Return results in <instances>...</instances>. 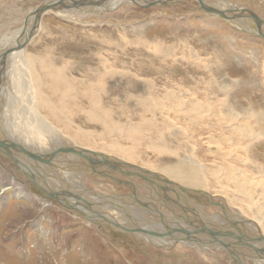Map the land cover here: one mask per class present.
Listing matches in <instances>:
<instances>
[{
  "label": "rangeland",
  "instance_id": "1",
  "mask_svg": "<svg viewBox=\"0 0 264 264\" xmlns=\"http://www.w3.org/2000/svg\"><path fill=\"white\" fill-rule=\"evenodd\" d=\"M45 1L46 0H0V53L6 48L4 46L13 47V42L17 41V38H12V36L16 35L17 31L21 30L20 35L25 36V32H28L29 28L35 24L34 20L27 25L29 12ZM62 1L64 2L65 0ZM125 1L120 3V5L118 4L115 9L101 10L99 7L101 4H98L97 8L88 12V15H86L87 13L80 14L77 12L78 10L74 12L69 10L70 13L68 11L66 12L67 9L64 8V3L59 4V6L62 5L60 9L46 12L41 20L38 21V26L35 30L36 34L31 36L28 43H26V45L24 44L25 46L22 48L23 50L24 48L26 49L25 56L29 57L30 64H33L31 61L33 59L35 61L34 65H37V67L34 66L35 69L33 67V75L43 81L42 76L39 75V72L42 71V66L38 62L40 60L51 61L50 63H56V65L64 64L69 78L70 96L78 97L82 92V87L85 85L83 84L85 76L93 83L101 78L104 69L111 72L116 68V72L122 76L120 77L117 74V78L111 81V84L115 83V85H113L115 89L110 93L112 87L108 85L107 89H105L106 93L104 91L103 94H101L100 103L102 107H106L108 110L110 109V112L112 111V116H109L111 119L107 117V120L109 122L111 120L112 123H117L113 121L119 120L122 125V130L126 128V130H129L131 127L137 126L141 136L144 135V133V136H151L150 134L158 129L166 135L168 134V140L165 141L174 148L178 147L181 143H199L214 136L220 137L226 141H234V139L237 142L242 141L240 139L241 136L234 134V132L222 130V127L219 126L217 115H220L218 113H221L223 107L221 104L222 100L220 99H222L223 96L225 97L226 94L223 93L215 83L213 84L212 81L214 79V81L218 80V82L222 84H228V90L231 95L230 102L236 109L242 110L250 105L256 108L262 106L264 109V37L249 31L246 32L247 30L244 31V24L242 27L240 24L238 25L240 27H237L232 25L231 22L230 24L222 15L209 14L197 0H184L186 3L178 2L171 4L172 6L159 5L155 7H141L136 1L127 0L129 3ZM210 1L212 2L213 0ZM222 3L229 4L230 7L228 9H231L233 13L235 12L234 14H238V16H235L236 18L250 16L248 14H243L248 12H255L261 17H264V0H257V2L252 3H249L247 0H222ZM78 6L79 4L76 3L75 7ZM82 7H84V4L80 5L79 8ZM235 17L234 19L242 24L244 18H242L241 21ZM250 26L253 27L255 24H251ZM263 26L264 25H261L262 29ZM263 30H261L262 33H264ZM20 41L23 42L21 39ZM47 58H49V60H47ZM200 65L202 67H200ZM11 66L13 65L8 64L7 60L6 62L2 60V66H0V116L6 117L7 111V118H9L10 121L12 120V114L10 113L15 110V106L17 105L18 109L21 108L18 102L23 95V91L20 90L17 84L15 85V80L12 74H10ZM99 68L102 69L99 72L101 75L98 73ZM213 71L216 73L214 74ZM211 74L215 77H212ZM3 78L6 81H3ZM143 78H146L151 84L154 82L157 83L155 84V88L157 89L154 90L157 95H153L155 99H147L148 101L151 100V104L156 109L158 108L154 103H159V110L156 112L154 110L153 113H147V111L142 110L140 107L141 105L137 104L138 96L141 94L139 87L144 83L142 81ZM210 78L212 79L210 80ZM106 82L108 81H105V83ZM5 86H7V88L3 93L2 87ZM205 86L209 90L206 89ZM210 86L213 87L210 88ZM48 87V83H42L39 86V102L42 96L44 99H42L40 103L45 101L47 104H50L51 107L56 105L60 108L61 105L57 103L55 97L57 94L51 93L49 90L50 87ZM213 88L214 90L212 91L211 89ZM167 89L174 92L176 97L172 99L165 98L163 95L167 92ZM159 90L161 92H159ZM185 90L193 94L194 98L192 99H196L195 97L197 95L203 99L208 91L215 99H213V102L207 101V104L212 105H210V108L206 109L207 111L205 110L210 113L209 116L205 115L204 117L210 119L207 121L206 118L202 117V123L197 124L199 135L194 137L193 140H187L188 136L186 132L176 125L166 127V124H164L167 120L164 111L169 102L180 99L179 95L181 93L182 95L180 96H184L187 101L190 99L186 98L187 95L184 93ZM178 91L179 94H177ZM58 94L60 95L59 92ZM133 96L135 99L132 98ZM216 96L218 97L215 98ZM232 100L234 102H232ZM53 102L55 104H53ZM203 102L206 103V101ZM243 105L244 107L242 108ZM189 106L191 107V105ZM213 107H215V111L212 109ZM44 110L49 112L48 110H50V108ZM140 110L141 112L143 111V114H141ZM215 112H217V115L214 116ZM115 114H117V116ZM192 117L195 118L196 116L192 114ZM142 118L151 122L150 127L143 126L142 122H144V120ZM187 118L190 120V116H187ZM212 118L214 119L212 120ZM78 119L79 121H77V123L97 133L94 136L97 141L103 139L101 142L112 145L111 143L114 142L113 139L117 136L119 140L117 144L122 143L126 149L131 146V141H127L125 135H122V133L118 132V134L114 136L113 134H108L109 132H104L103 126L97 124L96 121L91 122L87 119L84 120V117H79ZM15 121H17V119ZM158 125H160V127ZM172 129L176 130L171 132ZM211 129L214 130L210 131ZM106 130L108 131V128H106ZM247 130L250 132L259 131L258 128L254 127L248 128ZM9 131L10 130L3 134L5 140L2 142L3 149L0 148V260L4 261L5 264H242L239 263V260L229 258L228 254L224 251H213V259H216L210 261V258H206L205 260L200 259L199 256L190 253L189 249L183 246L178 253L177 251H171L170 253L168 250L167 252L166 250H161L159 245H155V247L152 248L143 239H138L133 236L129 237L125 229H123L124 231L122 229V231H119L114 228L103 229L104 227L101 226L103 223L91 222L84 216L85 213L82 212L84 214L82 215L81 212L76 210L74 212L78 213V215L74 216L72 211L68 206H65V204H63V206H65L63 207L56 202H49L47 203L49 207H43L44 205L42 204L48 202V200L44 199V196L41 195L45 192L36 188V184L28 182V179L18 172L17 168L20 166L17 164V161L3 150L8 149L9 145L12 144L16 150H21L28 156L31 154L42 157V155L37 153L35 145L31 143V138L27 141H22V135H19L17 132ZM201 132H205L202 137L200 136ZM6 134L11 135L6 138ZM99 134H102L100 135L101 137H99ZM64 135L65 137L68 136L66 133ZM224 135L225 137H223ZM153 137L155 138V136ZM143 139L142 144L144 146L140 147L138 150H134L141 154L137 159L143 160L142 163H145L151 169H157V166L161 165V161L171 159L168 156L161 157L158 155L157 157L147 145L149 137H146V140L144 139L145 141H143ZM257 139L253 141L250 139L241 143L248 145L255 141L251 146V153L261 160V163H264V138L258 141ZM64 144L66 145V149H75L74 147L76 146L73 140L71 143L72 146L69 143ZM26 146L29 147V150H25ZM68 146L71 147L69 148ZM57 147L63 150L60 145ZM223 151L227 153L225 149ZM199 155L206 159L214 158L213 155L207 154L206 150H201ZM27 159L30 160V162L38 160L31 156ZM62 159L66 160L67 158ZM258 159H256V161H258ZM14 162H16V164ZM72 162H74L73 164L75 166L71 164ZM44 163H47L45 159ZM69 164L73 166L74 172H78V168L83 170L81 164L74 156L70 158ZM258 165L259 164H256V162L248 164L247 167L249 172L254 174L253 172L256 171ZM197 166L201 167L199 161L197 162ZM240 166L241 165L237 164L235 174L238 179L242 181V176L238 173V168ZM211 167H215V164L212 163ZM19 170L21 169L19 168ZM30 170H32V167H30ZM12 176L14 177L13 179H15L14 182L10 181L13 180ZM261 177H263L264 180V175ZM248 179L257 180V177L256 175L250 176L249 174ZM208 182L210 183L209 187L212 191L211 193H214L215 198H220L218 199L220 201L214 199L209 201L210 204L208 205L215 208L218 206L216 205L217 202H219V205H224L226 207L221 209L217 207V209H223L222 212H228L227 210H229L233 218V216L237 214L230 203L237 194L233 185L229 186V182L222 172H219L217 178L211 179L209 177ZM21 192L24 194H20ZM33 194H35V197ZM105 194L108 196L102 194L101 198L100 196L88 197L89 200H87V202L96 203L97 206L100 207L119 208L127 206L123 201L125 196L109 195L106 192ZM36 196H38V199ZM185 199H187L189 203H192V200L188 198V196L183 198L184 202ZM212 203L214 205H211ZM171 204L173 205V209L176 210L179 208L178 204L174 201H172ZM243 207L245 208V206H241V208ZM248 212L246 211L245 215H250L248 218L254 219L255 215L251 214L250 211ZM206 213H208V211H206ZM196 215L197 214H193V222L201 224L200 218L198 217L199 215ZM208 215L216 217L220 214L214 212ZM65 216L67 218H65ZM201 220L203 223L204 221L206 224L208 223L207 220ZM88 221L95 226V229L92 231H88L87 229ZM241 226L243 231L233 227L232 234H235L236 237H238V235L243 236L246 242L249 240V235H253L254 231L258 232L254 227L253 229L244 224ZM262 229L264 231V227ZM44 230L47 231L48 234H42ZM8 233L9 235L7 236ZM46 238H48V240H46ZM179 242L180 241H177V243ZM194 243L197 244H195L196 246L200 245L197 241ZM244 244L245 243H243V246H240V248H244ZM8 246H14L19 250L26 249L27 256L25 255L26 253L23 257L18 255L20 258L10 256V253L6 249ZM16 248L14 249L15 252ZM198 248H201V246ZM180 251H184V253L191 258H183L179 254ZM14 258L16 260H14ZM23 258L27 260H23ZM207 260H209V262ZM245 264H253V261L246 260Z\"/></svg>",
  "mask_w": 264,
  "mask_h": 264
},
{
  "label": "bare ground",
  "instance_id": "2",
  "mask_svg": "<svg viewBox=\"0 0 264 264\" xmlns=\"http://www.w3.org/2000/svg\"><path fill=\"white\" fill-rule=\"evenodd\" d=\"M53 1H57L56 3L58 5L63 2L62 0ZM65 1L64 4L66 6L64 5V8L67 9L66 12L68 11L70 13L69 10H72L71 12L78 10L77 12H79L80 14L87 13L86 15H88V12L93 11V9L97 8L98 4H101V6H99L101 10L115 9L118 4L120 5V3H123V1L125 0H106L105 3H103L101 0ZM247 1L249 3L257 2V0ZM69 2H72L74 4L78 3L79 6L69 7L67 6ZM125 2L129 3V1L127 0ZM82 4H84V7L79 8ZM201 4L209 14L222 15L225 17V19H227L229 23L231 22L232 25L240 27L238 26L240 24L242 27V25L244 24V31L247 30L246 32L249 31L254 34L262 35L261 30L264 29V26L263 29L261 28V25H264L263 16L261 17L255 12V14L248 12L243 14H248L250 16L236 18L235 16H238V14H234L235 12H231V9H228L230 7L229 4L222 3V0H213L212 2L210 0H203ZM234 17L240 20L244 18L243 21L241 20L242 24L238 20H235ZM27 21V25H29L34 21V16L29 17ZM251 24H255V26L252 27L250 26ZM20 32L21 30L17 31L16 35L12 36V38H17V41L13 42V47H16L18 43L21 42L20 39L23 40L22 44L26 45V43H28V41H25L26 35H20ZM4 47L6 48H4L5 50L3 49L1 51L2 53L3 51H6L7 48H10L8 46ZM25 51V48L24 50L22 48H16L13 51L8 52L7 54L4 53L2 55V53H0V66H2V60H4V62H6L7 60L8 64L13 65L11 66L10 74H12L13 79L15 80V85L17 84L20 90L23 91L22 98H20L18 102V105L20 104L21 108L18 109V106L16 105L15 110L10 113L12 114V120L10 121V119L7 118V111L6 117L0 116V148L3 149L2 142L5 140L3 134L8 130L17 132L19 133V135H22V141H27L31 138V143L35 145L37 153L42 155V157H38L27 152L28 154H30L29 156L38 159L35 161H31L33 163H31L30 160L27 159L29 158V156L25 152L16 150L12 144L9 145L8 149L3 151L17 161V164L21 169L19 170V168H17L18 172L23 174L28 179V182L36 184V188L45 192L41 195H43V198L48 200V202L42 204L44 205L43 207H49V204H47L49 202H56L62 206L63 204H65V206L69 207L74 216L78 215V213L74 212L75 210L81 213L83 212L85 213V215L83 213L82 215L87 217L89 221L99 224L103 223L101 225L102 227H104L103 229L114 228L122 231L124 228L114 222L119 221L127 226L128 229L125 228V231H127L129 237L133 236L137 237L138 239H143L152 248L155 247V245H159L161 250H166V252L168 250L170 251V253L171 251H177L178 253V251L183 246L189 249L190 253L199 256L200 259L205 260L206 258H210V261H212L213 251L217 250L218 252L224 251L228 254L229 258L239 260V263L242 264H245L246 260H252L253 264H264V231L262 229L264 227V180L263 177H261L262 175H264V163H261V160H259L253 155V153H251V146L255 141L251 144L249 143L248 145H244L241 143L250 139H252L253 141L258 138V141L264 138V109L262 106L256 108L250 105L249 107H246L242 110L236 109L230 102L231 95L228 90V84H222L221 82H218V80L214 81L213 79L212 83H215L217 87L226 94L225 97L223 96V98L220 99L222 100L221 104L223 106L221 113H218L220 115H217V112H215L214 116H218L217 121L219 123V126L222 127V130H225L227 132H234V134L241 136L240 139L242 141L237 142L235 141V139L234 141H226L220 137L214 136L208 138L203 142L198 141L199 143L177 144L178 147L175 146L176 148H174L165 141L168 140V134L166 135L164 132H161L158 129L152 133L150 132L151 136H144L145 133L141 136L137 126L131 127L129 130H126L127 128L122 130V125L119 120L113 121L117 123H112L111 120L110 122L107 120V117L112 116V111L110 112V109L108 110L106 109V107L101 106L100 98L102 96L101 94H103L105 89H107L108 85L109 87H112L110 93H112V91L115 89L113 86L115 85V83L111 84V81L114 78H117L116 75L118 73L116 72V68L111 72L104 69L102 75L99 73L102 69L99 68L98 73L101 75V78L93 83L85 76V80L83 81V84L85 85L82 87V92L78 97H73L70 96L71 90L69 88L70 84L68 83L69 78L64 64L56 65V63H50L51 61H38L42 66V71L39 72V75H41L43 78L42 81L38 79V77L36 78V76L33 75V67L35 66V61L32 59L31 61L33 62V64L31 63V65L29 57L25 56ZM47 60H49V58H47ZM35 67H37V65ZM200 67L202 66L200 65ZM213 73L215 74L216 72L213 71ZM118 75L120 77L122 76L120 74ZM212 77L215 76L212 75ZM211 79L212 78H210V80ZM2 80L6 81L4 78ZM105 81L108 82L105 83ZM142 81L144 83L139 87L141 94H139L138 96L137 104L141 105L140 107L142 108V110L147 111V113H153L154 110L156 112L157 110H159V103H154L158 108L156 109L151 104V100L152 98L155 99L153 95H157L154 91L157 89L155 88V84L157 83L154 82L151 84L146 78H143ZM42 83H48L50 87L48 88L51 93L57 94L55 97L57 99V103L61 105L60 108H58L56 105L51 107V105L47 104L45 101L40 103L41 100L44 99L41 96L42 94L40 95L41 97L39 102V86ZM211 87L213 86H210V88ZM6 88L7 86L2 87L3 93ZM211 90L213 91L214 88ZM58 92L61 96L58 94ZM123 92L125 93L124 90ZM159 92L161 91L159 90ZM192 92L195 93L194 91ZM184 93L187 95L186 98H190L188 101L184 98V96H180L182 95L181 93L179 95L180 99H175L174 101L167 104L164 111L167 120L166 122H164V124H166V127H172L173 125H176L184 132H186L188 136L187 140H193L194 137L199 135V128L197 124L202 123V117L206 118L204 116H209L210 114L206 112V109L210 108V105L212 104H207V101L213 102L215 99L212 97V94L210 95L209 91V94L207 93L203 99L202 97H198V95H195L196 99H192L194 98L193 94H190L186 90ZM177 94H179V91L177 92ZM163 96L167 99L176 97L175 93L170 91L169 89H167V92ZM217 97L218 96H216L215 98ZM132 98L135 99L134 96ZM150 98L151 100L148 101L147 99ZM203 101H206V103ZM232 102L234 101L232 100ZM53 104L55 103L53 102ZM189 105H191V107ZM243 107L244 105L242 106V108ZM49 108L50 110H48ZM214 108L215 107H213L212 109L215 111ZM44 109H47L49 112ZM120 109L122 108L120 107ZM122 111L124 112L123 109ZM141 114H143V111L141 112ZM192 114L196 116V119L192 117ZM115 115L117 116V114ZM187 116H190V120L187 118ZM79 117H84V120L87 119L91 122L96 121L97 124L103 126L104 132H109L108 134H113L114 136H116L118 132L122 133V135H125L127 141H131V146L126 149L122 143L117 144L119 141L117 136L113 139L114 142L111 141L113 142L111 143L112 145H107L105 142H101L103 139L97 141V139L94 138V136L97 134L95 131L90 130V128L87 129L80 123H77V121H79ZM214 118H212V120ZM16 119L17 121H15ZM143 120V126L150 127L151 122L146 119ZM204 122L206 123L205 120ZM160 125L158 126L160 127ZM105 127L108 128V131ZM251 127L258 128L259 131L250 132L249 130H247ZM175 130L176 129H172L171 132H174ZM212 130L214 129H211L210 131ZM63 131L68 135L67 137H65V133ZM204 133L205 132H201L200 136L202 137ZM10 135L11 134H6L5 137L8 138ZM100 135L102 134H99V137H101ZM153 136H155V138ZM144 137H149V142H147V145L152 149L157 157L158 155H160L161 157L168 156L171 159H167V161H161L162 163H160V166H157V169H151L145 163H142L143 160L137 159V157L141 154L135 152L134 150H138L140 147L144 146L142 144V139ZM223 137H225V135ZM144 139L143 141L146 140ZM72 140L76 144V146L74 147L75 149H66V145L64 143H69L71 145ZM58 145H60L63 150L58 148ZM224 149L227 151V153L223 151ZM25 150H29V147L26 146ZM201 150H206L207 154L213 155L214 158H202L199 155ZM72 156H74L78 160L83 170L78 168V172H74V169L72 168L73 166H75L73 164L74 162L71 163L73 166L69 164L70 158ZM62 158L67 159L63 160ZM44 159L47 163H44ZM256 159H258V161H256ZM198 161L201 163V167L197 166ZM253 162L259 164L258 168H256V171L253 172L254 174L250 173L247 167L248 164ZM14 163L16 164V162ZM212 163L215 164V167H211ZM237 164L241 165L238 168V173L242 176V181H240V179H238L235 174ZM30 167H32V170H30ZM219 172H222L223 175H225L227 181L229 182V186L233 185L236 190L235 192H237L235 198L230 201L235 212H237V214H235L233 218L231 217L232 213L229 210L227 211L230 213L222 212L223 209L219 210L226 207L224 205H219V202H217L216 204L218 205L217 207L219 209H217V207L214 208L208 205L210 204L209 201H212L213 199L220 201L218 200L220 198H215L214 193H211L212 191L209 187L210 183L208 182L209 177L211 179L217 178ZM249 174L250 176L256 175L257 180H249ZM13 178L14 177L12 176V179ZM10 181L14 182L15 179ZM221 182L220 184L222 186ZM166 190L170 198L178 201L177 203L179 208H177L174 212H172L169 205L166 204L165 197L160 196L159 194V192L161 193ZM105 192L109 195L125 196L123 198V201L127 204V206H122L119 208L100 207L97 206L96 203L87 202V200H89L88 197L91 198L93 196H100L101 198L102 194L108 196L107 194H105ZM20 194L24 193L21 192ZM33 195L35 197V194ZM187 196L192 200V203H189L187 199H185L184 202L183 198H186ZM36 197L38 199V196ZM213 203L211 205H214ZM241 206H245V208H241ZM185 207L189 213L186 211ZM100 210L106 211L107 214L109 213V217L105 214H102ZM206 211H208V213H206ZM246 211H250L251 214H254L255 220L249 219L248 216L250 215L246 214V216ZM214 212L219 213L220 215L216 217H214L213 215H208ZM193 214L199 215L198 217L200 218L201 224H196L194 222L188 224L183 221L182 217L188 215L193 220ZM238 214L240 215V218ZM104 215L107 218H105ZM110 219L114 221L112 222ZM201 219L207 220L208 225L205 223V221L203 223ZM89 221L87 222V229L88 231H92L93 229H95V226H93ZM243 224L245 226H250L251 228L254 227L258 231H254L253 235H249V240L247 242L243 236L238 235V237H236L235 234H232L233 227L238 228L240 231H243L241 226ZM42 234H48V232L44 230ZM8 235L9 233L7 234V236ZM46 240H48V238H46ZM177 241L180 242L177 243ZM195 241L200 243V245L196 246L197 244L194 243ZM243 243H245L244 248H240V246H243ZM199 246H201V248H198ZM15 248L16 247L14 246H8L6 248L10 253V256L20 258L18 257V255L23 257L25 253V255L27 256L26 249L19 250L16 248L15 252ZM179 254L183 258H191L187 254H185L184 251H180ZM14 260L16 259L14 258ZM23 260L27 259L23 258ZM207 261L209 262V260ZM0 264H5V262L0 260Z\"/></svg>",
  "mask_w": 264,
  "mask_h": 264
},
{
  "label": "water",
  "instance_id": "3",
  "mask_svg": "<svg viewBox=\"0 0 264 264\" xmlns=\"http://www.w3.org/2000/svg\"><path fill=\"white\" fill-rule=\"evenodd\" d=\"M84 1H86V0H84ZM101 1L103 3H105L106 0H101ZM132 1H136L138 3V5H140L141 7H144V6L145 7H147V6H149V7H155V6H159V5H171V4L178 3V2H180V3H184L185 2L184 0H141V1H139V0H132ZM197 1H199V3H201L203 0H197ZM56 2L57 1L46 0L44 3L40 4L38 7L34 8L33 10H31L29 12L28 18L31 17V16H34V20H35L34 23L35 24L29 28V31L28 32H25L26 41L30 40L31 36H33V35L36 34V31L35 30H36V27L38 26V21L41 20L42 16L46 12H48L50 10L60 9L62 7V5L59 6ZM62 3H64V2H62ZM67 6H69V7H75V4L72 3V2H69ZM23 30H24V28H23ZM262 36H264V33H262ZM23 46H24V44H22V42H20V43H18V45L16 47L7 48L6 51H3L2 55L4 53L7 54L8 52L13 51L16 48H23ZM159 194H160V196H164L165 197L166 204L169 205L170 210L172 212L176 211L175 209H173V207H172L173 205L171 204V202L174 201L175 203H177L178 201H176L173 198H170L167 191H164V192H161V193L159 192ZM185 209H186V207H185ZM100 211L102 212V214H105V215H107L109 217V215L107 214L106 211H103V210H100ZM186 211L188 212L187 209H186ZM105 215H104V217L107 218ZM182 219H183V221H185V223H188V224H191L193 222L192 218L189 215L182 217ZM111 221L113 222L114 220H111ZM114 222L117 223L122 228L128 229L127 226H125L123 223H121L119 221H114Z\"/></svg>",
  "mask_w": 264,
  "mask_h": 264
},
{
  "label": "crops",
  "instance_id": "4",
  "mask_svg": "<svg viewBox=\"0 0 264 264\" xmlns=\"http://www.w3.org/2000/svg\"><path fill=\"white\" fill-rule=\"evenodd\" d=\"M21 210V209H20ZM65 218H67L66 216H65ZM53 221V220H52ZM31 225H34V224H31ZM74 226H75V224H74ZM25 229H26V227H25Z\"/></svg>",
  "mask_w": 264,
  "mask_h": 264
}]
</instances>
